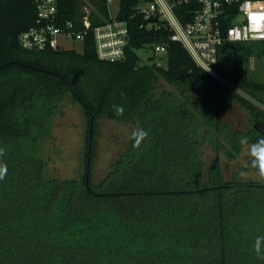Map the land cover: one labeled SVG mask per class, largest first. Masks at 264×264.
<instances>
[{
	"label": "trees",
	"instance_id": "trees-1",
	"mask_svg": "<svg viewBox=\"0 0 264 264\" xmlns=\"http://www.w3.org/2000/svg\"><path fill=\"white\" fill-rule=\"evenodd\" d=\"M86 1L105 17L93 24L109 17L104 0ZM86 1L56 0L58 23L72 20L79 29ZM134 3L119 0L128 43L123 58L106 61L90 35L80 51L24 47L19 35L35 24V1L0 0V167L7 169L0 179V264H264V180L238 178L258 172L253 157L231 178L217 158H203L207 145L232 160L264 136L253 127H264V81L244 71L264 46H225L217 78L167 31L145 29ZM153 43H165V62L139 58L136 51ZM66 94L85 116L81 170L72 178L49 176L42 156ZM231 100L248 113V128L220 120ZM99 117L132 129L125 149L93 182ZM139 128L148 135L134 146Z\"/></svg>",
	"mask_w": 264,
	"mask_h": 264
},
{
	"label": "built area",
	"instance_id": "built-area-1",
	"mask_svg": "<svg viewBox=\"0 0 264 264\" xmlns=\"http://www.w3.org/2000/svg\"><path fill=\"white\" fill-rule=\"evenodd\" d=\"M34 1L35 24L19 35L24 47L62 49L59 38L82 44L90 35L98 59L114 61L124 57L128 27L126 19L117 17L119 0H104L107 6L117 4L115 14L97 24L82 17L79 29L72 20L58 23L56 0ZM133 9L145 21V29L167 31L170 41L179 43L196 65L217 78L225 46L235 42L264 46V23L257 25L251 19L252 13L264 9V0H135ZM151 47L162 54L166 45L153 43Z\"/></svg>",
	"mask_w": 264,
	"mask_h": 264
},
{
	"label": "rangeland",
	"instance_id": "rangeland-1",
	"mask_svg": "<svg viewBox=\"0 0 264 264\" xmlns=\"http://www.w3.org/2000/svg\"><path fill=\"white\" fill-rule=\"evenodd\" d=\"M107 7L109 14L116 13V3ZM82 17L90 20L94 17L105 18L96 5L88 1L82 7ZM58 42L59 48L81 50V44L78 41L59 38ZM136 52L142 61L150 59L154 62H165L164 57L159 53H155L150 45H146ZM258 52L260 53L258 54ZM224 67L228 68L229 63H226ZM244 71L251 79L264 81V48H256V54L254 53L248 57L244 65ZM164 86L168 87L165 83ZM236 91L257 104L255 100L244 92L238 89ZM219 117L221 121L237 129H246L250 126L248 113L234 100H231L227 106L221 108ZM131 129L132 126L129 123H120L105 117L97 119L92 163L93 182L99 181L104 176L111 162L125 149ZM84 134L85 116L79 104L69 94H66L60 102L58 112L53 119L51 136L43 142L42 156L47 162V174L49 176L61 178L79 176L82 164L81 153L84 145ZM250 147L251 144L244 146L234 159L227 160L222 153L215 154L212 148L206 145L203 149V158L206 162L217 158L225 177L231 178L232 173L244 165L251 156ZM238 178L263 181L264 175L247 169L240 171Z\"/></svg>",
	"mask_w": 264,
	"mask_h": 264
},
{
	"label": "clouds",
	"instance_id": "clouds-1",
	"mask_svg": "<svg viewBox=\"0 0 264 264\" xmlns=\"http://www.w3.org/2000/svg\"><path fill=\"white\" fill-rule=\"evenodd\" d=\"M251 19L257 24L260 25L264 23V9L259 12H255L251 14ZM116 107V114L120 115L123 112V108L119 106ZM132 137L134 138V146H138L147 135V131L143 128L135 129L132 132ZM247 137L241 139V143H246ZM250 155L253 157L251 163L257 168L258 172L261 175H264V136L260 137L256 142L251 144L250 147ZM5 167H0V179L4 178V173L6 172ZM262 238L257 237V241L259 242ZM256 251L259 253V243L257 244Z\"/></svg>",
	"mask_w": 264,
	"mask_h": 264
},
{
	"label": "water",
	"instance_id": "water-1",
	"mask_svg": "<svg viewBox=\"0 0 264 264\" xmlns=\"http://www.w3.org/2000/svg\"><path fill=\"white\" fill-rule=\"evenodd\" d=\"M253 127L255 129H257L258 131H260L262 134H264V127H262L261 125H259L258 123H253Z\"/></svg>",
	"mask_w": 264,
	"mask_h": 264
}]
</instances>
